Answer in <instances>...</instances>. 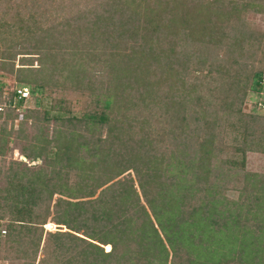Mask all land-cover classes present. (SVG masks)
I'll use <instances>...</instances> for the list:
<instances>
[{
  "label": "trees",
  "instance_id": "16d2710c",
  "mask_svg": "<svg viewBox=\"0 0 264 264\" xmlns=\"http://www.w3.org/2000/svg\"><path fill=\"white\" fill-rule=\"evenodd\" d=\"M90 10L86 21L80 13L44 31L33 16L0 20V34L37 37L29 49L22 39L1 51L0 76L13 74L19 56L42 65L61 56L71 77L86 60L106 68L92 73L102 79L84 96L92 105L83 115L57 105L28 111L40 132L53 122L55 146L31 144L29 164L8 165L1 259L26 248L42 250L44 264L51 256L52 264H264V172L246 169L250 152L264 154V115L243 111L264 91V32L249 19L264 15V0H100ZM48 85L32 73L14 87L0 81V172L8 122L32 97L48 96ZM23 87L30 98L18 100ZM141 106L152 117L133 120L136 135L130 112ZM88 149L92 164L76 156ZM40 159L59 169L33 165ZM50 218L68 232L45 234Z\"/></svg>",
  "mask_w": 264,
  "mask_h": 264
},
{
  "label": "rangeland",
  "instance_id": "374dc122",
  "mask_svg": "<svg viewBox=\"0 0 264 264\" xmlns=\"http://www.w3.org/2000/svg\"><path fill=\"white\" fill-rule=\"evenodd\" d=\"M51 2V3H50ZM100 0H0V20H6L10 22V19L13 17H16L17 13L21 15V19L26 22L30 16L36 17L38 21V24L36 27H38V31H44L49 29L52 25H58L60 22H64L65 18L70 17V19L75 18V16L80 15V13H86L87 15L84 16V21L87 19L92 18V14L90 9L94 6V4H98ZM48 7V9H47ZM249 19L253 21L255 24V27L259 31L264 32V15H257V14H251L249 16ZM12 21V19H11ZM18 23V25H25ZM70 24H73L70 22ZM63 29L62 25H60L59 30L61 31ZM66 30V27L64 31ZM3 33L0 34V53L2 50L7 48L9 45L15 46L17 43H20V41L23 39L25 40V46L29 49V45L34 46L36 44L37 37H31L29 35L21 36L18 34L19 28H13L7 29L2 31ZM15 52V50L13 51ZM14 54V53H12ZM1 56V55H0ZM27 57V56H25ZM22 56L17 57L16 60V67L14 69L13 74H7L6 76H0V81L4 82L6 81L8 87H14L18 84V79L25 78V75H35L37 80H44L45 83H48V96H37L32 97L29 102L26 104V106H23V108L17 110V114L19 117L17 120L12 124V122H8L6 128L9 132V136L5 137L6 140H9L7 142V145L4 144L2 147L4 150H6V156L3 158V171L0 172V189L5 188L7 180L5 177L8 165L12 161L16 162H25L29 164L31 160H28L24 157V151L30 147L32 144H37L40 146L46 145L47 151L51 147H54L55 144H48L50 140L53 138V133L55 130V126L52 124L49 125V128H41L43 131L40 132L39 128L35 126L34 117L28 111L30 110H39L42 111L43 109L50 110L53 105H57L58 107L70 109L72 112L76 113L77 115H83V113L89 111L92 105L91 98H84L86 94L90 95L92 92H96L95 89L98 88L99 82L98 80L102 79V76L96 75L97 77H94V80L92 82V73L93 72H105L106 69L103 65L97 66L96 69H94V64L90 62H85V69L86 71L84 73H80L77 77V74L75 76H70L69 71L72 70V65H69L67 63L60 64L59 59H62L61 56L58 57H50L46 56L47 59L44 65L40 64L39 59H37V56H28L27 58L30 61H24L22 59ZM53 59H56V64H50ZM67 57H63V59H66ZM24 64H27V69H18V68H25L23 67ZM41 66H40V65ZM33 65V66H32ZM97 65V64H96ZM70 69H69V68ZM40 68V69H39ZM68 68V69H64ZM212 71L211 77H215L217 74V69H210ZM40 71V72H39ZM53 75L52 72H54ZM1 72V71H0ZM21 73V74H20ZM19 74L22 76H19ZM213 80V79H212ZM209 87L214 86V82L211 81ZM192 84L189 82V85ZM101 86V84L99 85ZM208 86V85H207ZM189 89V86H186ZM191 88V87H190ZM157 89V86H156ZM158 91V89H157ZM163 91L167 92L168 89L166 87H162L160 90V93L162 94ZM90 97V96H89ZM163 99V97H161ZM264 104V91L262 93H252L250 94V98L248 99V102L246 103L244 107V112L246 114H263L264 115V109L261 108V105ZM130 109L123 110L121 112H126L128 114V111ZM262 110V111H261ZM131 116L130 120L132 121L133 127H135V134L136 135H142V132L140 130V124L136 121H133L135 119L142 120V119H149L151 116V112L149 108H144L143 106L139 107L138 109H132L131 110ZM30 115V118L26 119L25 116ZM52 115L53 112H52ZM130 123V122H129ZM153 127L156 126V122H150ZM149 123V124H150ZM147 131V130H145ZM40 135H43L40 136ZM84 135V134H83ZM40 136L41 139L39 141H36V137ZM66 138V134L63 135ZM45 138V139H43ZM82 141V140H81ZM89 146H92L90 144ZM91 150H85L82 151L79 155H76L80 160L87 162L88 164H92V154ZM90 156V157H89ZM247 164L246 169L250 173H263L264 172V154L261 152H250L247 156ZM33 165L40 166L43 165L44 168H48V173L51 175L54 173V171L59 169V166L55 167H47V165L44 163L43 160H39L37 162H34ZM71 182L75 183L77 182L76 174H73ZM226 196H228L231 199H237L238 193H234L232 191H228ZM59 196L56 195L54 197V201L52 203V216L55 214L56 209H53L55 202L58 200ZM55 210V211H54ZM7 216H10V213H7ZM7 220L0 219V229L5 228L7 230ZM45 234L47 232L57 233V232H68V229L65 226L57 225L54 220L51 218L48 220L47 224L43 226ZM80 237H84L79 235ZM86 238V237H84ZM46 241V235H44L42 247L44 246V243ZM27 246V245H26ZM55 243H53L54 248ZM26 249V248H25ZM25 249L20 248V253L18 254H12L9 260H2V256L6 255L3 252V255L0 251V264H44V252L41 250L40 253L34 256L33 252H26ZM51 252L53 250H50ZM109 247H106V252H109ZM50 253V252H49ZM48 258V257H47ZM49 264L53 263L54 260L51 256L49 259Z\"/></svg>",
  "mask_w": 264,
  "mask_h": 264
},
{
  "label": "built area",
  "instance_id": "2783aa9c",
  "mask_svg": "<svg viewBox=\"0 0 264 264\" xmlns=\"http://www.w3.org/2000/svg\"><path fill=\"white\" fill-rule=\"evenodd\" d=\"M30 98V90L26 87L20 88L17 91V99L18 100H27ZM264 109V105L262 106ZM5 111V107L0 105V115ZM4 235H6V232H3Z\"/></svg>",
  "mask_w": 264,
  "mask_h": 264
}]
</instances>
